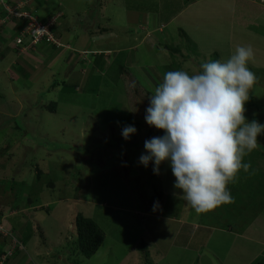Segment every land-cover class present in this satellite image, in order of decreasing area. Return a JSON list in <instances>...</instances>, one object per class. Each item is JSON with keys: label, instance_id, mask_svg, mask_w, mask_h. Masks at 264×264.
<instances>
[{"label": "rangeland", "instance_id": "1", "mask_svg": "<svg viewBox=\"0 0 264 264\" xmlns=\"http://www.w3.org/2000/svg\"><path fill=\"white\" fill-rule=\"evenodd\" d=\"M12 1L17 5L3 4L8 16L0 20V233L9 244L0 236V249L9 257L5 264H247L255 248L244 249L241 239L236 246H218L212 230L230 224L243 230L246 224L234 219L245 202L247 217L264 210V134L258 136L259 149L242 158L251 162L249 172L241 169L236 182H229L235 202L197 214L176 194L169 162L160 165L159 174L154 161L147 167L139 162L147 154L144 142L152 137L142 112L150 98L143 96L145 109L139 110L133 91L152 95L165 73L194 75L202 71V61H227L238 46L250 45L254 56L247 66L257 81L245 116L262 124L264 31L255 29L263 24L264 0H256L260 6L250 0ZM23 6V15L50 27L58 21L54 40L59 44H32L28 24L21 30L26 34L18 35L24 43H16L9 15L19 17ZM125 125L137 129L127 140ZM152 132L165 134L155 127ZM158 193L161 198L154 200ZM79 214L106 233L91 258L76 245ZM257 260H264V252Z\"/></svg>", "mask_w": 264, "mask_h": 264}, {"label": "clouds", "instance_id": "2", "mask_svg": "<svg viewBox=\"0 0 264 264\" xmlns=\"http://www.w3.org/2000/svg\"><path fill=\"white\" fill-rule=\"evenodd\" d=\"M253 56L250 45L238 46L227 61H202L197 74L169 71L150 97L145 120L165 134L144 142L147 154L139 162L147 167L154 161L156 174L169 162L174 187L197 214L235 202L229 182H236L241 169L249 172L251 162L242 163V158L264 134V124L245 116V102L257 81L247 66ZM136 131L125 125L122 135L127 140Z\"/></svg>", "mask_w": 264, "mask_h": 264}, {"label": "trees", "instance_id": "3", "mask_svg": "<svg viewBox=\"0 0 264 264\" xmlns=\"http://www.w3.org/2000/svg\"><path fill=\"white\" fill-rule=\"evenodd\" d=\"M19 1L23 2L25 0H19ZM37 1L39 3L43 2V0H37ZM5 3H8L11 6H14V4H15L14 1H12V0H2V1H0V20L3 17H7L8 16V11L4 8V5H3ZM24 6L18 8L19 17H16L14 15H9V18L11 19L10 21L15 23V25H14L15 33H13V35L16 34V36H15L16 38H18L19 34H23V31H21V30H23V28L29 22V17L23 15L24 12H27V11H24L26 9ZM55 27L56 26H54V25H52L50 27V32H51L52 35L54 34L53 36H55ZM70 29L71 28L68 27L67 31H69ZM184 34H186V36L189 38L191 44L194 46L195 51H197L198 47H197L196 43L191 40V38L187 35V33L185 31H184ZM42 40L53 42V41L49 40L46 36ZM16 43H17V40H16ZM23 43H24V41L22 40V44ZM53 43H54V45L58 44L56 42V40ZM165 46H166V49H168V50L172 49L171 46H169L168 44H166ZM178 52H181V51H178ZM198 52L199 51H197V53ZM215 56H217V58H220L218 56V54L215 55ZM183 57H185L184 58L185 60L188 59L185 55H183ZM133 92L137 94L138 98H135V101L139 102V104H140L139 105V110L145 109L144 106H141V104H142L141 100H142L143 96L145 98H147V97L150 98L151 94L150 93H148V94L146 93V95L145 94L142 95L140 93L139 89H134ZM131 97L133 98V96H131ZM50 108H51L52 111H55L56 106L55 105H51ZM145 111L146 110H143L142 112H145ZM261 111L258 112L259 115H260L259 119L262 120V124H264V106L262 107ZM254 114L255 113H253V116H254ZM145 115H146V112L144 113V116ZM255 118L258 119V116L256 115ZM153 128L154 127L150 128V133H149V135L152 136V137L154 136V133L152 132ZM257 145L260 146L261 144L258 143ZM256 149H259V147H257ZM256 149H254L253 151H255ZM160 198H161L160 193H158L156 196H153L154 200H159ZM244 205H246L247 209H248V202H245ZM74 231H75V235H76V239H75L76 243H77L76 245H77L78 249L80 250V253H82L86 258H91L92 256H94L98 252V250L100 249V247L102 246V244H103V242H104V240L106 238V233L97 224V222L95 220H93L92 218H90V217L84 216L83 214H79L78 216H76L75 222H74ZM0 236H4L5 237L4 238V242L6 244H8L7 243L8 242V239H7L8 236H5L3 233H0ZM16 243L18 244L19 242L16 241ZM8 246H9V244H8ZM146 247H147V244L143 243L142 247H141L142 251L144 249H146ZM17 248H18V246H17ZM143 254H144V252H143ZM149 254H150L149 253V249L147 248V252H146V254H144L146 256V259L149 258ZM4 255H6V251H4V250L0 251V260H1L2 256H4ZM8 259H9V257H7L6 262H7ZM148 261H147L146 264H148V263L150 264L151 263V262H148ZM253 264H264V260H256V261L253 262Z\"/></svg>", "mask_w": 264, "mask_h": 264}, {"label": "crops", "instance_id": "4", "mask_svg": "<svg viewBox=\"0 0 264 264\" xmlns=\"http://www.w3.org/2000/svg\"><path fill=\"white\" fill-rule=\"evenodd\" d=\"M199 1H201V0H196L194 3H197ZM250 1L256 2V0H250ZM194 3H192V4H194ZM192 4H189L188 8ZM255 4H257V2ZM258 6H260V5H258ZM261 9H262L261 14L264 16V6L263 5H262ZM58 20H60V19H58ZM262 22H263V24L259 28H257L258 30L255 29V31H264V26H263L264 25V18L262 19ZM58 24L59 23L57 21L56 25H54V26H57ZM140 28H141V30L142 29H145V30L148 29L146 24H141ZM155 29H156V27L153 30H155ZM151 31H152V29H150V32ZM146 34H145V37L150 36V33L148 34V30H147ZM192 41H194V40H192ZM132 48L135 49V45H133ZM125 49H131V47H128ZM84 51L89 52L87 49H85ZM118 51H120V50H118ZM106 52H110V50H106ZM72 54L73 53H71V55ZM71 55H69L68 57H70ZM36 57L38 58V56H36ZM54 59H55V57L51 58L50 62H53ZM37 64H39V62ZM175 192L178 196H180L181 198H184L182 190L177 191L175 189ZM238 210H240V212H238L239 215H236L234 222L241 224V225L246 224V226L243 227V230H237L236 227H234L232 224H230L229 226L224 227V229L214 228L212 231H214V233L217 234L215 240H216V244H218V246H223L226 243H230V245L236 246L235 244L240 243L239 239H241V242L244 246V249L255 248L254 256H251V258L247 262V264H251V263L253 264V262L255 260H257L259 258V256L264 252V210L259 211L257 214H253L250 211L251 213L249 214L248 217L246 216V211H248L246 205L241 206ZM241 225H240V227H241ZM8 227L10 228V226H8ZM240 227H239V229H240ZM262 233H263V235H262ZM2 250H4V248L0 249V251H2Z\"/></svg>", "mask_w": 264, "mask_h": 264}, {"label": "built area", "instance_id": "5", "mask_svg": "<svg viewBox=\"0 0 264 264\" xmlns=\"http://www.w3.org/2000/svg\"><path fill=\"white\" fill-rule=\"evenodd\" d=\"M2 1V0H0ZM26 16V15H25ZM30 17V16H29ZM28 31L26 33L30 35L32 39V44H36L39 41H41L45 36L51 40L54 41V37L50 32V25L49 24H43L41 21H38L36 18L30 17V22L28 24ZM24 33V31H23ZM25 33V34H26ZM17 43L22 44V39L20 37L17 38ZM13 251L9 252V254H12ZM8 256L4 255L2 256L0 260V264H4Z\"/></svg>", "mask_w": 264, "mask_h": 264}]
</instances>
